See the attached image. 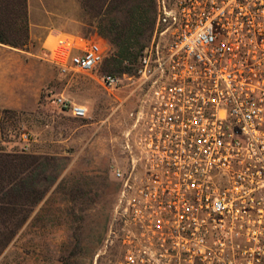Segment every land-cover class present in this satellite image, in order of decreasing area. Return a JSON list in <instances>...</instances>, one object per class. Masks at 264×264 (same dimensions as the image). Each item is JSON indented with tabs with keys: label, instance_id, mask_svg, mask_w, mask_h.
<instances>
[{
	"label": "built area",
	"instance_id": "obj_1",
	"mask_svg": "<svg viewBox=\"0 0 264 264\" xmlns=\"http://www.w3.org/2000/svg\"><path fill=\"white\" fill-rule=\"evenodd\" d=\"M155 1L125 149L159 184L124 207L145 247L127 264H264V0ZM80 48L74 65L94 69L99 42ZM119 79L101 75L106 88Z\"/></svg>",
	"mask_w": 264,
	"mask_h": 264
},
{
	"label": "rangeland",
	"instance_id": "obj_2",
	"mask_svg": "<svg viewBox=\"0 0 264 264\" xmlns=\"http://www.w3.org/2000/svg\"><path fill=\"white\" fill-rule=\"evenodd\" d=\"M123 2L27 0L26 43L0 42V108L21 115L18 133L3 145L47 156L45 177L35 180L29 197H18L27 216L0 251V264H127L129 247L141 248L137 254L145 248L141 230L123 219L124 207L142 198L140 189L159 184L143 178L144 167L130 163L125 149L139 81L133 69L109 68L114 49L100 33L105 23L125 21ZM50 29L68 40L50 44ZM84 40L102 49L90 71L74 65ZM103 73L117 74L119 85L103 86ZM59 95L84 104L86 115L64 110Z\"/></svg>",
	"mask_w": 264,
	"mask_h": 264
},
{
	"label": "trees",
	"instance_id": "obj_3",
	"mask_svg": "<svg viewBox=\"0 0 264 264\" xmlns=\"http://www.w3.org/2000/svg\"><path fill=\"white\" fill-rule=\"evenodd\" d=\"M127 12L124 22L111 21L100 28L113 47L108 60L109 68L130 71L138 64L143 39L150 38L155 14V0H124ZM27 0H0V42L22 46L29 37ZM126 61V62H124ZM20 111L11 107L0 108V251L10 241L27 214L17 208L18 197H29L33 183L45 177L47 156L24 148L8 149L3 145L8 134L18 133Z\"/></svg>",
	"mask_w": 264,
	"mask_h": 264
},
{
	"label": "crops",
	"instance_id": "obj_4",
	"mask_svg": "<svg viewBox=\"0 0 264 264\" xmlns=\"http://www.w3.org/2000/svg\"><path fill=\"white\" fill-rule=\"evenodd\" d=\"M59 29H50L46 39H50V44H54L60 40H68V35ZM50 37V38H49Z\"/></svg>",
	"mask_w": 264,
	"mask_h": 264
}]
</instances>
